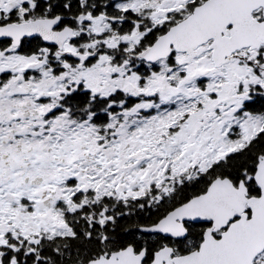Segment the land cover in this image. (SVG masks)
I'll use <instances>...</instances> for the list:
<instances>
[{
	"label": "snow or ice",
	"instance_id": "6c2138e0",
	"mask_svg": "<svg viewBox=\"0 0 264 264\" xmlns=\"http://www.w3.org/2000/svg\"><path fill=\"white\" fill-rule=\"evenodd\" d=\"M0 264H264V0H0Z\"/></svg>",
	"mask_w": 264,
	"mask_h": 264
}]
</instances>
